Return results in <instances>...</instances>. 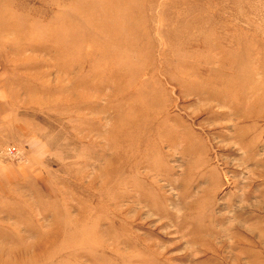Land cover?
I'll return each instance as SVG.
<instances>
[{
	"label": "rangeland",
	"instance_id": "obj_1",
	"mask_svg": "<svg viewBox=\"0 0 264 264\" xmlns=\"http://www.w3.org/2000/svg\"><path fill=\"white\" fill-rule=\"evenodd\" d=\"M0 264H264V0H0Z\"/></svg>",
	"mask_w": 264,
	"mask_h": 264
},
{
	"label": "built area",
	"instance_id": "obj_2",
	"mask_svg": "<svg viewBox=\"0 0 264 264\" xmlns=\"http://www.w3.org/2000/svg\"><path fill=\"white\" fill-rule=\"evenodd\" d=\"M7 153H9L12 156V155H15L16 153H18V151H17L16 147H12V148L10 147L7 149Z\"/></svg>",
	"mask_w": 264,
	"mask_h": 264
}]
</instances>
